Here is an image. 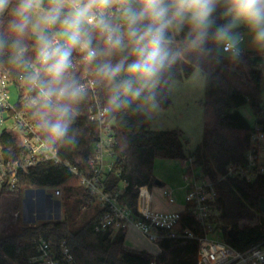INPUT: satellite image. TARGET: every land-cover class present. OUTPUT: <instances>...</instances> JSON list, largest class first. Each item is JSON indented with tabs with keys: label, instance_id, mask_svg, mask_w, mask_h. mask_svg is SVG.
<instances>
[{
	"label": "clouds",
	"instance_id": "clouds-1",
	"mask_svg": "<svg viewBox=\"0 0 264 264\" xmlns=\"http://www.w3.org/2000/svg\"><path fill=\"white\" fill-rule=\"evenodd\" d=\"M222 21V22H221ZM264 53V0H0V71L15 70L47 151L74 149L82 106L100 129L153 121L178 64Z\"/></svg>",
	"mask_w": 264,
	"mask_h": 264
},
{
	"label": "trees",
	"instance_id": "trees-1",
	"mask_svg": "<svg viewBox=\"0 0 264 264\" xmlns=\"http://www.w3.org/2000/svg\"><path fill=\"white\" fill-rule=\"evenodd\" d=\"M260 60V52L244 51L239 64L205 65L209 75L204 81L202 138L189 155L185 154V139L179 130H153L149 127L150 122L141 123L140 118H133L127 128L111 129L115 139V159L108 182L111 185L124 184L123 201L133 208L137 205L139 193L147 192L155 185L152 174L155 158L179 160L181 163L192 158L195 170L214 185L216 208L223 225L222 241L235 250L243 251L264 240V212L259 210L260 200H264V176L252 181L222 178L229 164L244 162L252 131L237 108L249 102L257 123L264 126L258 120L261 112L258 104ZM3 71L17 76L15 70L5 68ZM193 71L191 64H178L174 69L175 80L188 77ZM168 96V89H165L161 95V107L170 103ZM73 127L78 133V145L74 149L61 148L58 155L80 171L85 169L92 144L98 136L96 125L87 120V105L82 106L81 115ZM6 136L8 146L17 150L15 137L2 134L5 150L8 147L4 142ZM19 178L20 184L27 188L24 212L33 214L35 206L30 199L32 195H28L30 192L37 191L43 198V201H37L40 220L11 235L0 236V264H30L38 239L51 242L57 255L60 244L64 242L73 264H196L195 240L162 239L157 244L158 253L152 255L146 250L127 248L123 230L113 234L96 231L100 214L97 206H94L90 218L80 220L81 209L91 205L90 195L63 164H39ZM45 188L61 189L63 212L58 220H43L50 218L54 210L49 204L46 206ZM2 196L0 192V209ZM54 212L57 214L56 209ZM181 221V227L201 235L199 224L187 209L182 212Z\"/></svg>",
	"mask_w": 264,
	"mask_h": 264
},
{
	"label": "built area",
	"instance_id": "built-area-1",
	"mask_svg": "<svg viewBox=\"0 0 264 264\" xmlns=\"http://www.w3.org/2000/svg\"><path fill=\"white\" fill-rule=\"evenodd\" d=\"M26 91L17 76L0 71V192L18 195L27 189L20 184L21 174H27L30 168L44 163L67 166L79 180V185L90 195V203L99 208L95 230L114 233L127 228L136 229L149 242L158 244L162 239H189L197 241L196 264H264V240L243 251H238L225 244L218 233L215 221L219 218L216 208L217 194L212 181L199 174L193 166V159L186 162L183 179L185 181L184 204L179 211H162L148 206L140 207V198L146 204L151 199L147 192H140L137 205L131 208L121 196L124 189L108 182V175L115 159V139L112 130L100 129L91 119L90 105H87V120L96 125L98 136L92 144L85 169L77 170L63 161L59 155L47 151L38 129L34 126L23 106ZM13 98V101L11 100ZM2 134L15 137L17 150L8 146V136L1 141ZM264 176V126L257 123L252 127L249 144L244 153L242 164H229L225 177L252 181ZM51 196L60 197L61 189L52 188ZM161 197L166 204H174L171 191L161 190ZM187 209L199 224L201 235L187 227H181V214ZM36 252L30 264H73L69 249L62 242L59 255L51 242L38 239Z\"/></svg>",
	"mask_w": 264,
	"mask_h": 264
},
{
	"label": "rangeland",
	"instance_id": "rangeland-1",
	"mask_svg": "<svg viewBox=\"0 0 264 264\" xmlns=\"http://www.w3.org/2000/svg\"><path fill=\"white\" fill-rule=\"evenodd\" d=\"M245 33L243 47L248 52H258L254 48L249 46V38L246 35V29H241ZM260 69H261V81L258 91V104L261 109L259 118L264 123V53L260 52ZM194 72V71H193ZM193 72L188 77L176 79L174 85L168 89L170 103L166 107H161V113L150 122V128L153 130H179L184 139L185 154L189 155L193 149L201 143L202 128H203V100H204V82L198 84L193 82ZM13 101V98H11ZM237 110L244 116L248 123L253 127L256 124V118L252 112L251 106L248 103L237 108ZM186 162L181 163L179 160L166 159L157 157L153 161L152 174L156 181L161 183V188H165L173 191L175 203H183L184 186L185 181L183 174ZM123 187V183L119 184ZM160 187H155L151 190L153 204L159 199L156 194L159 192ZM46 196V206L48 204L57 210V214L51 212L50 218H43V220H58L62 218V208L60 206V197L51 196L52 188L44 189ZM25 193L26 189L22 190L18 195L5 194L1 197V209H0V236H8L19 229L32 225L40 220L37 211V201H43L37 191L30 192L28 195H32L33 214L29 215L28 212H24L25 209ZM27 197L29 198V196ZM48 196V197H47ZM157 197V198H155ZM45 200V199H44ZM95 205L89 207H83L81 209L80 220L90 218L93 215V208ZM140 207L148 206L145 198H140ZM42 220V219H41ZM217 231L221 235L222 223L219 218L215 221ZM124 244L135 250H146L152 255H156L159 248L156 244L149 242L144 236L139 234L133 228H127L125 230Z\"/></svg>",
	"mask_w": 264,
	"mask_h": 264
},
{
	"label": "crops",
	"instance_id": "crops-1",
	"mask_svg": "<svg viewBox=\"0 0 264 264\" xmlns=\"http://www.w3.org/2000/svg\"><path fill=\"white\" fill-rule=\"evenodd\" d=\"M258 120L261 122V123H263L262 122V120L259 118V116H258ZM158 182V185H154L149 191H147V193L149 194V196H150V199H151V203H150V205H148V207H150V208H152V209H157V210H162V211H179V210H181L182 208H183V204H184V201H183V203H175L174 202V204H171V205H168V204H166L165 203V201L162 199V197H161V190L162 189H165V188H161L160 186H161V183L159 182V181H157ZM155 187H160V189H158V193L156 194V196L160 199L159 200V202L157 201L156 202V204H153V199H154V197H152V194H151V190H153ZM168 190V189H167ZM169 191H171V190H169ZM184 192H185V189H184ZM171 193H172V196H173V191H171ZM157 197H155V198H157ZM153 198V199H152ZM173 198H174V196H173ZM183 199H184V197H183ZM139 203H140V201H139ZM134 229V228H133ZM134 230H136V229H134ZM137 231V230H136ZM138 232V231H137ZM139 233V232H138ZM140 234V233H139ZM124 238H125V235H124ZM125 245V244H124ZM126 246V245H125ZM127 247V246H126ZM127 248H129V247H127ZM131 249V248H130ZM134 249V248H133ZM135 250V249H134ZM139 250V249H138Z\"/></svg>",
	"mask_w": 264,
	"mask_h": 264
},
{
	"label": "water",
	"instance_id": "water-1",
	"mask_svg": "<svg viewBox=\"0 0 264 264\" xmlns=\"http://www.w3.org/2000/svg\"><path fill=\"white\" fill-rule=\"evenodd\" d=\"M155 185H158L157 181L155 182ZM259 210L260 212H264V200L263 199L260 200ZM230 234L234 235L233 232H230Z\"/></svg>",
	"mask_w": 264,
	"mask_h": 264
}]
</instances>
